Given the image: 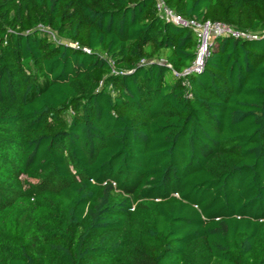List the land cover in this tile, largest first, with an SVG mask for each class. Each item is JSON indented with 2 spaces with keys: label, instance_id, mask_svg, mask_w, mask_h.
<instances>
[{
  "label": "trees",
  "instance_id": "obj_1",
  "mask_svg": "<svg viewBox=\"0 0 264 264\" xmlns=\"http://www.w3.org/2000/svg\"><path fill=\"white\" fill-rule=\"evenodd\" d=\"M160 1L256 37L0 0V264H264V0Z\"/></svg>",
  "mask_w": 264,
  "mask_h": 264
},
{
  "label": "built area",
  "instance_id": "obj_2",
  "mask_svg": "<svg viewBox=\"0 0 264 264\" xmlns=\"http://www.w3.org/2000/svg\"><path fill=\"white\" fill-rule=\"evenodd\" d=\"M157 8L161 17L170 21L174 25L191 28L198 38L197 54L191 68L187 71L199 72L201 70V68L203 67L204 59L208 53L210 40L215 36H229L237 39H250L256 37V35L252 33L240 31L231 26L221 23H199L196 21H185L181 17L176 15L173 11L165 7V5L160 0H158Z\"/></svg>",
  "mask_w": 264,
  "mask_h": 264
},
{
  "label": "rangeland",
  "instance_id": "obj_3",
  "mask_svg": "<svg viewBox=\"0 0 264 264\" xmlns=\"http://www.w3.org/2000/svg\"><path fill=\"white\" fill-rule=\"evenodd\" d=\"M54 39H56V37L54 36Z\"/></svg>",
  "mask_w": 264,
  "mask_h": 264
}]
</instances>
